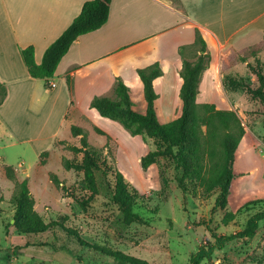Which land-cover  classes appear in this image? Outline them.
<instances>
[{
    "label": "rangeland",
    "instance_id": "obj_1",
    "mask_svg": "<svg viewBox=\"0 0 264 264\" xmlns=\"http://www.w3.org/2000/svg\"><path fill=\"white\" fill-rule=\"evenodd\" d=\"M259 43L255 55L250 50L226 45L206 46L208 66L202 72L196 100L199 104L212 103L219 109L234 110L245 128L235 152L234 176L225 209L213 208L217 189L206 192L203 186L196 185L184 198L172 166L166 168L169 181L167 190L162 192L158 172L166 167L165 160L159 158L147 169L140 164L141 155L155 149L152 138L132 136L116 121L97 127L80 118L78 122L88 128L85 131L89 144L111 167L123 169L138 191L135 211L143 222L132 223L119 239H113L107 235L108 226L119 213L104 192L94 195L83 209L50 178V174H55L76 196L87 197L82 172L63 166L64 159L74 162L81 159V154L68 148L79 145V136H73L63 125L58 137L38 150L42 142L35 146L29 141H18L0 122V264H107L58 225L40 233H25L12 225L15 183L24 178L33 198L32 208L44 222H57L85 241L151 264H189L190 254L200 245L214 243L216 235L241 230L252 215L264 211V201H257L264 199V103L252 99L244 90H229L223 83L225 76H233L252 87L258 85L248 64L255 65L258 60L264 71V41ZM196 56L194 48L188 50L189 60ZM243 56L245 61L241 60ZM38 81L31 102L34 110L43 100L44 80ZM179 82L178 74L171 81L155 82L159 92L156 114L161 123L180 113ZM130 94L134 109L142 111L140 89L134 87ZM107 96L115 98L113 90ZM42 151L46 152L41 154ZM227 211L234 215L224 222ZM201 264H264V218L253 236L227 243L214 251L211 260Z\"/></svg>",
    "mask_w": 264,
    "mask_h": 264
},
{
    "label": "trees",
    "instance_id": "obj_2",
    "mask_svg": "<svg viewBox=\"0 0 264 264\" xmlns=\"http://www.w3.org/2000/svg\"><path fill=\"white\" fill-rule=\"evenodd\" d=\"M110 2L111 0L85 1L71 23L45 49L40 63L34 59L32 45L19 47L20 57L28 74L33 78L43 79L44 86L49 88V78L53 76L60 59L72 42L79 35L93 31L106 22ZM193 48L197 51V56L194 60H189L187 52ZM259 48L260 43H257L243 50H250L255 55ZM178 53L182 61L178 71L180 82L177 91L181 108L179 115L169 122L161 123L156 114L159 95L154 83L163 74L158 62L137 69L140 82V87L137 88L140 89L143 100L142 111L134 109L130 94L134 87L128 86L120 77L115 78L112 89L115 98L94 96L89 106L100 117L118 122L130 135H144L154 140L155 149L142 154L140 164L143 169H147L159 158L165 160L166 167L164 166L158 172L162 192H165L168 187L166 168L172 166L175 173L174 179L184 198L186 193L196 185L203 186L206 192L217 189L213 208L225 209L234 176L235 152L245 133V128L234 110L219 109L212 103L199 104L196 100L200 78L208 66L209 58L206 42L199 29L195 30L194 42L178 46ZM241 60L245 61L246 56L241 57ZM248 66L257 78L256 87L250 86L242 78L233 76L224 77V86L232 91L244 90L252 99L264 103L262 65L257 60L255 65L248 64ZM67 80L70 87V78L68 77ZM6 94V84L0 81V105ZM70 132L73 136H79V145H68V148L75 154H81V159L77 162L64 159L63 166L66 169L82 172V182L89 194L87 197L76 196L55 174H50V178L83 209L88 206L94 195L104 192L111 203L117 207L119 213L116 219L109 224L107 235L113 239H119L132 223L143 222L142 217L135 211L136 200L139 197L138 191L131 184L128 174L123 169L119 166L111 167L100 157L98 150L89 144L85 129L71 125ZM60 142L65 143L63 140ZM44 152L46 151H42L41 154ZM13 201L15 208L12 225L18 231L40 233L50 226L58 225L69 235L76 237L84 248L96 253V257L107 261V264H151L122 251L85 241L76 232L65 229L57 222H44L32 208L33 198L26 178L15 183ZM257 201L261 202L264 199ZM233 215L231 212H225L223 221L228 222ZM263 218L264 211H259L247 220L241 230L228 235H216L214 243L200 245L190 254L189 264L209 261L214 251L222 249L227 243L236 239L250 238Z\"/></svg>",
    "mask_w": 264,
    "mask_h": 264
},
{
    "label": "crops",
    "instance_id": "obj_3",
    "mask_svg": "<svg viewBox=\"0 0 264 264\" xmlns=\"http://www.w3.org/2000/svg\"><path fill=\"white\" fill-rule=\"evenodd\" d=\"M85 1L0 0V81L7 88L0 122L18 141L42 142L38 150L63 125L88 129L80 118L97 127L108 124L89 105L112 91L116 77L140 87L137 69L158 62L163 74L155 82L174 79L182 62L178 46L193 43L196 29L209 47L244 49L264 37V0H111L106 22L72 42L49 78L54 86L43 85L42 103L34 110L42 79L28 74L19 47L32 45L40 63Z\"/></svg>",
    "mask_w": 264,
    "mask_h": 264
},
{
    "label": "built area",
    "instance_id": "obj_4",
    "mask_svg": "<svg viewBox=\"0 0 264 264\" xmlns=\"http://www.w3.org/2000/svg\"><path fill=\"white\" fill-rule=\"evenodd\" d=\"M50 86H54V83L51 82V83H50Z\"/></svg>",
    "mask_w": 264,
    "mask_h": 264
},
{
    "label": "water",
    "instance_id": "obj_5",
    "mask_svg": "<svg viewBox=\"0 0 264 264\" xmlns=\"http://www.w3.org/2000/svg\"><path fill=\"white\" fill-rule=\"evenodd\" d=\"M11 221H13V220H11Z\"/></svg>",
    "mask_w": 264,
    "mask_h": 264
}]
</instances>
